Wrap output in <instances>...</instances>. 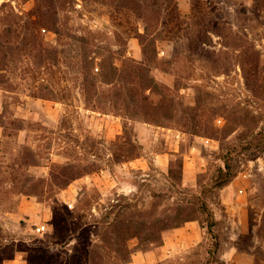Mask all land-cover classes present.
Wrapping results in <instances>:
<instances>
[{"label":"rangeland","instance_id":"1","mask_svg":"<svg viewBox=\"0 0 264 264\" xmlns=\"http://www.w3.org/2000/svg\"><path fill=\"white\" fill-rule=\"evenodd\" d=\"M137 1L0 0V264H264V0Z\"/></svg>","mask_w":264,"mask_h":264},{"label":"trees","instance_id":"2","mask_svg":"<svg viewBox=\"0 0 264 264\" xmlns=\"http://www.w3.org/2000/svg\"><path fill=\"white\" fill-rule=\"evenodd\" d=\"M131 1L136 3V4H138V2H139L137 0H131ZM164 2H166L165 6H164V12L165 13L160 14V16L158 18L159 25H162V27H167L168 32H171V30H173V29L183 30V26H182L183 22H182L180 13H179L177 0H156L155 4H162L163 5ZM33 23H35V21ZM19 26L21 27L20 24H12L10 26V30L8 33H9V35L12 36V38H14V34H16L19 38V33H20ZM149 26H148V24L146 26L147 32L150 31ZM7 54H8V51L4 50V48L2 47L0 49V77L4 75V73L8 70V67H9V61L11 59L8 58L9 54L8 55ZM246 78L250 84L251 78L248 75H246ZM10 124L11 125L14 124V126H11V127L16 131L19 132L20 130H22V127L18 121L6 123L5 122V114L0 113V127H2L4 129V134H3L4 138L11 137V135H12V133L8 132V130L11 128ZM30 164L31 163L27 162V161H20V162L18 161V163L17 162L15 163V166L19 167L20 170H23L24 166H29ZM19 169L18 170H15V169L11 170L13 172L12 175L14 174L16 176L17 172H20ZM226 169L228 172H226L225 174L221 173V178H223V179H221V181L219 182L220 188L223 186H226L231 181L232 176H231V173L229 171L230 165L228 163L226 164ZM80 175H81V173L78 175L75 172H73L72 170L63 169V170H60L57 174H55L54 178H55V182L59 185V187L64 188L68 184H70L71 181H73L74 179H76ZM31 181H33V179L28 178L25 182L29 183ZM12 187L14 189L17 188V187H15V185H13ZM27 192H28L27 189L24 187V185H22L21 189L18 191V194H26ZM180 218L181 217H177L175 219H172L171 225H166V226L162 227L160 230L164 231V230H167L171 227L180 226V222H179ZM163 223L166 224V223H168V221H164Z\"/></svg>","mask_w":264,"mask_h":264},{"label":"crops","instance_id":"3","mask_svg":"<svg viewBox=\"0 0 264 264\" xmlns=\"http://www.w3.org/2000/svg\"><path fill=\"white\" fill-rule=\"evenodd\" d=\"M164 247H166V246H164Z\"/></svg>","mask_w":264,"mask_h":264}]
</instances>
